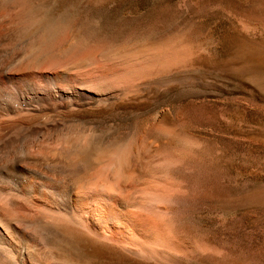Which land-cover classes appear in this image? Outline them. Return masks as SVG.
Masks as SVG:
<instances>
[{"label": "bare ground", "instance_id": "bare-ground-1", "mask_svg": "<svg viewBox=\"0 0 264 264\" xmlns=\"http://www.w3.org/2000/svg\"><path fill=\"white\" fill-rule=\"evenodd\" d=\"M41 1L0 0V264H95L101 247L177 264L158 250L181 248L168 216L211 191L210 175L177 163L195 148L182 124L153 115L158 138L182 144L167 153L65 118L138 93L186 62L187 47L106 45L98 27L54 20Z\"/></svg>", "mask_w": 264, "mask_h": 264}, {"label": "rangeland", "instance_id": "rangeland-1", "mask_svg": "<svg viewBox=\"0 0 264 264\" xmlns=\"http://www.w3.org/2000/svg\"><path fill=\"white\" fill-rule=\"evenodd\" d=\"M40 5L54 20L98 27L106 45L187 47L186 62L144 79L138 93L65 120L123 143L158 140L171 153L182 144L162 141L151 124L157 112L170 110L182 124L184 140L195 142L177 163L188 174L210 175L211 191L201 190L203 198L168 216L171 237L181 248L158 250L177 264H264V0H42ZM164 81L168 85L160 87ZM100 252L95 264H159L112 247Z\"/></svg>", "mask_w": 264, "mask_h": 264}]
</instances>
